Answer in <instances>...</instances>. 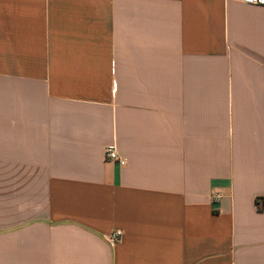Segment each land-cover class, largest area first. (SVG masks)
Returning <instances> with one entry per match:
<instances>
[{
    "label": "crops",
    "instance_id": "crops-1",
    "mask_svg": "<svg viewBox=\"0 0 264 264\" xmlns=\"http://www.w3.org/2000/svg\"><path fill=\"white\" fill-rule=\"evenodd\" d=\"M0 264H264V6L0 0Z\"/></svg>",
    "mask_w": 264,
    "mask_h": 264
},
{
    "label": "built area",
    "instance_id": "built-area-1",
    "mask_svg": "<svg viewBox=\"0 0 264 264\" xmlns=\"http://www.w3.org/2000/svg\"><path fill=\"white\" fill-rule=\"evenodd\" d=\"M247 4L251 5H258V6H264V0H242ZM105 158L107 160L115 161L120 164H126L127 159L123 156H121L118 151L115 149V147H107L105 150ZM122 230L121 229H115L112 231L108 236L107 240L111 245H114L116 242H118L122 237Z\"/></svg>",
    "mask_w": 264,
    "mask_h": 264
}]
</instances>
